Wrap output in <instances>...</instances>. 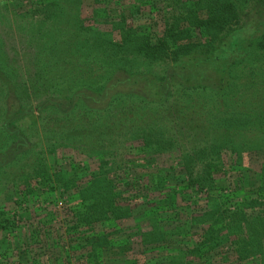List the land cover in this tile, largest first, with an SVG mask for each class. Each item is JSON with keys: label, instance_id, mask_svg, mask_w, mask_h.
Instances as JSON below:
<instances>
[{"label": "trees", "instance_id": "obj_1", "mask_svg": "<svg viewBox=\"0 0 264 264\" xmlns=\"http://www.w3.org/2000/svg\"><path fill=\"white\" fill-rule=\"evenodd\" d=\"M83 1L27 0L17 5L24 7L17 12L31 17V32L46 26L54 33L58 31H53L55 21L66 17L73 6L78 13L76 5L80 10ZM124 1L89 2L88 19L72 17L75 37L68 27L63 30L68 36L65 42L43 41L36 50L39 57L27 61L28 68L8 70L0 55V141L3 146L10 145L23 132L15 126L24 118L21 108L7 117L10 94L24 105L42 96L40 112L46 113L42 121L50 129L43 133V154L53 155L58 144L75 146L79 137L83 142V132L84 138L103 132L127 135L131 144L125 148H136L144 157L170 153L172 160L166 167L156 165L135 178L132 197L143 201L135 211L140 215L145 211L144 218L150 219L148 230L135 225L139 236L135 240L130 235L122 241L117 237L121 230L118 222L131 217L133 207L122 202L127 198L119 187L129 181L115 173V155H110L111 166L102 161L97 177L84 186L76 185L72 176L57 174L54 164L48 174L45 160L33 169L31 179L39 175L49 186L54 182L62 191H76L78 201L69 202L72 210L67 229L72 231L70 239L73 234L77 236L73 240L80 239L70 247L85 248L80 255L87 264H264V0H165L170 9L164 11L163 30L158 35L128 22L145 5L151 10L158 8V0ZM102 22L110 28L101 29ZM249 22H255L254 29L249 30ZM45 33L48 35L41 33L38 39ZM61 52L68 57L60 58ZM157 66L171 70L170 80L180 78L177 83L183 92L179 96L170 99V74L155 73ZM198 68H212L215 81H208L207 76L192 80L189 76ZM116 70L148 80L156 96L149 99L130 91L125 93H129L128 100L119 94L105 110L88 106L73 110L74 116L58 109V96L81 88L100 92ZM155 102L158 107L152 106ZM165 107L169 115L162 114L160 108ZM173 118L177 125L173 120L169 126L167 121ZM183 118L196 130L192 137L186 130L188 140L177 133ZM59 127L66 129L55 139ZM224 151L230 154L227 160ZM78 152L87 154L83 149ZM57 159L54 155L53 160ZM251 160L258 161L256 170L241 169ZM75 161L79 166L80 161ZM186 190L189 194L183 195ZM151 192L158 194L151 196ZM197 193L201 195L193 211L179 202ZM14 224L15 219L0 216L1 229ZM133 248L140 256L131 254ZM28 258L29 264H38L35 256ZM55 259L63 260L59 255Z\"/></svg>", "mask_w": 264, "mask_h": 264}, {"label": "rangeland", "instance_id": "obj_2", "mask_svg": "<svg viewBox=\"0 0 264 264\" xmlns=\"http://www.w3.org/2000/svg\"><path fill=\"white\" fill-rule=\"evenodd\" d=\"M26 1L27 0H0V55L5 57L7 63L6 69L8 70H18L20 67L23 69L25 66L28 68L29 65L27 61H31L32 57H39V54L36 52V50L38 51V46L49 38L53 41L56 39L65 42L68 37L63 31L65 28L67 29L69 27L70 31H72V35L74 34L75 37L76 29L75 26L72 25V17L80 15L88 19L91 15L92 8L88 3H92V0H84L80 10L78 4L76 5L78 13L75 10V6H73L72 8L74 9H69L70 13L65 15L66 17L55 21L56 29L53 31H58L52 33L50 32L52 30H49V28L46 29V26H42L43 29H34V31L31 32V17L17 12L24 8L18 7L17 5L25 4ZM128 1L130 2V0H125L124 3H129ZM169 1L170 0H167V2ZM156 4L158 8H155V10H151L148 5L141 7L140 14H134L135 16H131L128 22L138 26L143 25L148 28V31L150 30L151 33L158 35L163 30L164 11H168L170 6L166 4L165 0H158ZM117 12H112L111 14L114 15L117 14ZM104 17L105 16L100 17V20H103ZM65 20H68L70 23ZM254 23L255 22H249V30L255 28ZM100 28L104 30L109 29L110 24L102 22L100 23ZM44 32H47L48 35L45 33L41 39H38L40 34ZM11 33L14 35L12 36ZM115 36L119 37L117 34H115ZM33 37H35V42H33ZM59 57L65 59L68 57V54L65 55V53L61 52ZM102 61L105 62V60ZM202 70L203 69L198 68L191 73L189 77L192 80L199 81L205 79L207 76L208 81H215L216 76L212 68L204 69V71ZM154 71L157 74L171 73V70L167 68L162 69L159 66H157ZM60 72L62 71L60 70ZM111 76L105 88L100 92H93L81 88L80 90L77 89L73 92L69 91L70 93L67 92L58 96L59 99L57 102L60 104L57 106L58 109L64 113L70 112V115L74 116L76 112L71 113L73 110H83L84 107L88 106L105 110L110 106L112 98L119 94H121L119 97L128 100L129 93H125L130 91L141 93L149 99H153L156 96L154 94L155 87L149 85L148 80L135 79L134 75H130V73L122 70L114 71ZM167 77L169 78L167 85L168 88L170 86V99L172 100L175 96H179L180 93L183 92V89L179 85L181 82L180 78L174 76L170 80L171 74L167 75ZM178 81L180 82L177 83ZM33 91L38 93L36 90ZM37 95L39 96V94ZM67 95L69 96L67 97ZM41 98L42 96L37 99L35 98L36 100L30 105L22 104L18 98H14L13 94H10L8 98L9 109L7 110V117L16 113V110L21 108L24 112L21 115H24V118L15 122V126L23 131L20 133L22 136L17 139L15 143L11 142L10 145L6 143V145H8L6 148V145L3 146V143L0 141V161H2L3 164V167L0 169V211H2L0 216L10 220L12 218L15 219L14 227L11 228L10 226L6 229L0 228V262H3V264L9 263V261L13 264H17L18 262L21 264H29L31 259L29 261L28 257L33 255L40 261H38V264H44L46 261L50 262L52 257H54L52 264H87L86 260L82 259L80 255L81 252H85V248L83 250H72V247H70L76 244V241L80 239L78 238L76 241L73 240L74 234L70 239V233L72 231L67 229V227L70 226L68 220L71 215L70 211L72 210V207H70L72 203L69 202L78 201L76 191L72 189L66 192L64 188V191H62L59 184L54 182H51L49 186L43 182L42 177L39 175L36 176V179L32 178V180L30 175L33 169L36 168V165H38L41 160H45L46 167L49 171L48 174L51 173V166L54 164L55 166L53 168L54 170H58L57 174L61 172L64 177L70 178V176H72L76 185L84 186L90 179L97 177L95 172L99 171L100 163L105 161L107 166L110 167L112 164L110 161H113V157L110 155H115L114 160L116 162H113L115 173H120V176L126 177L125 182L129 181V184L119 187L123 191L122 195L127 198L126 201L122 202H130V205L133 207L132 216L118 222L121 230L117 237L119 239L118 241H122L128 235L134 240L139 238L136 234L138 231L135 228L136 224H139L143 230H148L150 228V219L144 218L145 211H142V215L135 211L136 207L143 203V201L138 199L135 200L132 197V194L136 191L133 185L136 176L138 173L148 172L149 168L156 167V165L166 167L172 159L170 158V153L158 155L156 157H144L138 154L136 148H125V146L131 144L126 141L129 139H127V135L121 136L117 133L107 134L106 132H103V135L94 134L90 138H88V136L84 138L85 134L83 132L81 135V140L83 142L79 140V137L76 140L80 143L75 142V140L71 141L75 142V146L72 144H70L71 146H60V144H58L59 146H56L53 155H49L47 152L43 154L41 149L46 148L44 140L45 134L43 133L45 131H50V129L46 122L42 121L43 115L46 113L40 112V108L43 107L40 106L43 101ZM166 102L169 105V102ZM155 104L156 102L152 106L158 107L157 105L155 106ZM160 109H162V114L169 115L168 108L165 107ZM56 115L57 114L54 113L53 116L56 118ZM171 121L177 125L175 123V118H173L167 121L169 126H172ZM1 122L2 120H0V126ZM186 122L184 118L179 120L178 124H180V128H178L177 133L188 140L189 135L192 137V132L195 133L196 130L191 126H189V128ZM58 125L62 126V123L60 122ZM65 129L66 128L62 129V127H59L58 135H54L53 137L57 139L60 134H64ZM103 129L106 131L105 128ZM186 130L189 135L186 134ZM50 136H52V134ZM94 138H97V141H95ZM113 142L114 144L110 146ZM103 143L109 145H103ZM30 149L33 150L30 151ZM80 149L87 151V154L78 152ZM8 151H11L12 154H8ZM111 151L115 153L112 154ZM54 155L58 157L56 161L53 160ZM229 155L228 152L224 151L222 154L223 159L227 160ZM153 159H155V163L152 162ZM75 160L80 161L79 166L75 165L73 162ZM257 163L258 161L251 160L246 166H242L241 169L245 172L250 169L256 170L258 168V166H255ZM85 165H88L87 169L84 168ZM226 167L228 166L226 165ZM39 177L41 178L38 179ZM18 182L21 184L17 187ZM157 194L158 192L150 193L151 196ZM182 194H189V190H186ZM200 195V193H197L191 196V198L181 199L182 201L179 202L183 206L190 205L189 211H193L195 204L199 202L196 201V198H199ZM71 197L72 199H70ZM132 198L134 200H132ZM194 199L195 201H193ZM134 204L137 205L134 206ZM168 213L169 212H162V215H167ZM35 227H38V230H36ZM99 228L100 226L97 227V229ZM37 233H39V236ZM30 235H33L34 239L37 237V240L32 241ZM80 242H82V240ZM135 246L136 245H134V247ZM131 250L133 251L131 254L133 255L134 253V257L140 256L139 254H135L137 249L133 248ZM50 253L53 255L51 258L49 256ZM61 253H63V255H61ZM56 255L61 256L63 260L56 262ZM142 259L145 260V258Z\"/></svg>", "mask_w": 264, "mask_h": 264}]
</instances>
